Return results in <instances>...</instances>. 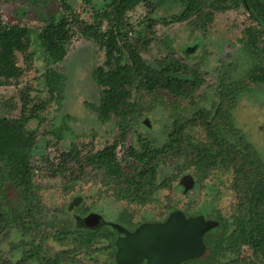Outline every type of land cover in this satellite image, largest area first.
<instances>
[{
	"label": "trees",
	"instance_id": "trees-1",
	"mask_svg": "<svg viewBox=\"0 0 264 264\" xmlns=\"http://www.w3.org/2000/svg\"><path fill=\"white\" fill-rule=\"evenodd\" d=\"M68 1L57 0L60 8L70 15L72 7ZM81 1L86 8L92 7V0ZM170 1L183 5L180 13L160 22L145 17L143 22L149 32L152 33L158 23L166 25L168 22L179 23L191 19L195 27L204 33L216 12L241 7L251 23L243 30L241 42L244 52L253 61L246 74V83L264 86V0ZM149 2L107 0L99 9H103V18L107 20L105 30L101 29L99 21L88 24L72 16L69 19L63 16L59 19L49 17V21L43 22L36 37L47 66L61 63L65 57V44L72 35L69 24L74 25L79 35L91 39L103 52L101 65L90 72L91 80L98 88V101L97 104L85 106L91 109L101 125L114 121L117 133L111 143L95 153L81 155L71 146L68 152L58 155V163L46 161L47 166L33 165L31 152L42 124L37 112L46 106L47 101H53L59 109L63 99L64 76L52 68H46L41 78L48 93L47 101L32 108H28V90L19 91V116L0 117V245L8 240L10 230H15L21 236L31 235L32 247L12 262L5 257L0 246V264H29L33 261L37 264H79L78 253H89L92 246L102 242L108 243L107 249L111 248L115 233L103 225L94 227L89 224L88 214L84 216L89 210L81 208L80 215L74 214L69 227L63 224L53 237L43 235L39 239L46 241L51 238L54 244L61 247L59 252L52 257L39 253L41 247L34 244V237L50 211L40 203L34 179L41 170H46L45 167L52 169L51 177L60 174L62 181L66 178L65 171L70 161L79 172L89 167L101 174L102 183L111 190L116 201L142 205L153 200L158 190L166 188L176 178V175L159 173V167L178 164L180 160L184 161V166L193 168L197 181L205 180L213 171L230 172V190L236 201L235 213L224 219L226 221L220 227L205 235L203 255L186 264H264V248L255 243L258 234L264 235V162L240 131L233 128L229 114L222 109L223 105H232L237 95L246 89V84L231 82L212 86L213 95L218 100L217 107L212 112L195 108L188 116L186 112L175 116L166 140L160 146H155L154 140L147 138L137 139L136 147L125 145L124 139L132 129L131 123L142 109L140 102L132 97V92L152 95L160 90L168 94L173 103L185 100L193 103L194 93L206 83L205 74L200 72L199 66L186 65L169 46H166L165 56L149 65L141 57L150 55L147 43L138 38L132 41L126 39V32L122 31L126 13L139 4L149 6L153 12L156 6H151ZM29 33L25 26L5 25L0 20V85H10V81L19 76L17 54L25 61L31 58L28 52ZM154 39L162 46L167 44L165 39ZM195 47H188L186 53L193 52ZM63 119L67 120L68 117ZM31 120H37V126L28 130L26 127ZM193 128L201 130L204 140L188 133ZM228 135L234 137L235 141H228L225 137ZM174 168L177 173L181 172L179 165ZM7 185L17 192L13 205L5 195ZM77 200L74 199L73 205H77ZM217 246H223V255L229 256L225 262L210 259ZM11 248L15 251L20 247Z\"/></svg>",
	"mask_w": 264,
	"mask_h": 264
},
{
	"label": "rangeland",
	"instance_id": "rangeland-1",
	"mask_svg": "<svg viewBox=\"0 0 264 264\" xmlns=\"http://www.w3.org/2000/svg\"><path fill=\"white\" fill-rule=\"evenodd\" d=\"M106 1L92 0V7L86 8L81 0H69L72 13L67 15L60 8L57 0H0L2 24L27 27L30 32L28 52L31 53L28 61H25L21 55H16L19 76L11 80L10 85H0V117L17 118L19 116V91L28 90V108L47 101L48 93L44 89L41 78L46 68H52L64 76L63 99L59 109L53 101H47L46 106L37 112V116L42 119V124L38 128L35 145L31 152L30 161L33 165L47 166L46 161L56 164L58 155L61 152H68L71 146L75 147L81 155L95 153L105 144L111 143L117 133L114 121L101 125L91 109L85 106L97 104L98 101V88L92 82L90 75L91 70L101 65L104 58L98 45L91 39L79 35L75 26L69 24L68 28L72 35L70 41L65 44V57L61 63L47 66L43 49L36 37L43 22L49 21V17L59 19L63 16L69 19L72 16L88 24L99 21L101 29L105 30L108 26L107 20L103 18V9H99ZM38 4L44 6L38 7ZM149 4L156 6L153 12L150 11L149 6L139 4L133 11L126 13L125 26L122 28V31L126 32V39L132 41L138 38L147 43L150 55L141 57L149 65H152L154 60L165 56L166 46H169L170 50L186 65H198L200 72L205 74L206 83L194 93L193 103L187 100L173 103V99L160 90L152 95L132 92V97L140 102L142 109L131 123L132 129L124 139L125 145L136 147L137 139L147 138L154 140L155 146H160L165 142L171 120L175 116L183 112H186L188 116L194 112L195 108L212 112L218 104V100L213 95V88L218 87L219 84L238 82L246 84V89L237 95L231 106L223 105L222 109L229 114L233 128L240 131L245 140L253 146L259 159L264 162V86L246 83V74L253 61L244 52L241 44L243 30L251 24L248 15L241 7H238L216 12L204 33L195 27L191 19L179 23L168 22L166 25L158 23L151 33L143 22L145 17L158 22L161 19L168 21L172 15L180 13L183 5L170 0H150ZM97 10L99 12L95 13ZM154 37L165 39L167 44L160 45ZM192 45H196V49L186 53V49ZM63 117L68 119L64 120ZM36 126L37 120H31L26 128L32 130ZM188 133L194 138L204 140L203 133L197 128H193ZM225 137L230 142L235 141L234 137L229 135ZM183 162L180 160L178 164L159 167V173L165 176L176 175V178L170 181L166 188L158 190L153 200L143 205L115 201L111 190L102 183L101 174L89 167L79 172L73 161H70L65 171L64 181L60 174L51 177L52 169L45 167L46 170H41L34 179L37 197L45 209L50 211V215L43 218L45 222H42L43 225L37 229L34 237V244H39L41 247L39 253L52 257L59 252L61 247L54 244L51 238L46 241L39 239L43 235L53 237L63 224L69 227L73 222L74 214L80 215L81 208L91 211L98 220L103 219L108 224L114 225H119L115 219L117 215L121 217L120 212L123 210L131 216L133 223H138L142 220L156 221L163 218L167 215L169 207L179 210L193 208L206 210L211 203H213L211 208L219 213L218 216L226 218L232 216L235 213L236 201L230 190V172L213 171L205 180L197 181L193 168L184 166ZM178 165L181 167L179 173L174 168ZM182 176L191 178L193 180L191 185L180 187L177 183ZM190 188L192 189L186 194L182 193ZM5 190L7 200L11 202L10 205H13L17 192L9 185L5 187ZM213 193L217 196L214 202L211 199ZM74 199H78L77 205H73ZM108 226L111 227V225ZM109 227L105 226L108 229ZM113 230L116 229L113 228ZM30 236H21L15 230H10L8 240L0 245L5 257L14 262L23 252L30 251L32 247V236ZM255 243L264 248V235L258 234ZM106 244L108 243H98L92 246L89 253H78V263L117 264L116 260L108 255ZM13 246L20 248L14 251L11 248ZM224 251L223 246H217L213 249L210 259L214 262L216 260L225 262L229 256H224ZM131 259L137 258L131 256ZM29 264H37V262L33 261Z\"/></svg>",
	"mask_w": 264,
	"mask_h": 264
},
{
	"label": "water",
	"instance_id": "water-1",
	"mask_svg": "<svg viewBox=\"0 0 264 264\" xmlns=\"http://www.w3.org/2000/svg\"><path fill=\"white\" fill-rule=\"evenodd\" d=\"M191 182L189 177L180 179V184L186 187L191 185ZM109 225L124 234L125 238L120 241L128 240L126 245L135 243L140 246L138 249L157 255L159 264H178L184 260L201 257L204 250L202 234L212 226L201 218L187 219L179 211H172L161 223L142 224L131 234L117 225Z\"/></svg>",
	"mask_w": 264,
	"mask_h": 264
},
{
	"label": "flooded vegetation",
	"instance_id": "flooded-vegetation-1",
	"mask_svg": "<svg viewBox=\"0 0 264 264\" xmlns=\"http://www.w3.org/2000/svg\"><path fill=\"white\" fill-rule=\"evenodd\" d=\"M183 177H186V176H182L181 178H183ZM180 179L178 180L177 184L181 187L182 185L180 184ZM191 181L193 182L192 179H191ZM191 189L192 188H190L189 190L182 192V193L186 194ZM211 199L214 202V201H216L217 196H215V194L213 193L211 195ZM117 202H123V201H117ZM212 204L213 203H211L208 206V209L206 208V210L201 209V208L200 209L193 208L191 210H183V209L179 210L177 208L169 207L167 210V215L164 216L163 218L156 220V221L142 220L138 223H133L131 220V216L127 214L126 210H123L120 212L121 217H119L117 215V218L115 219V221H117L118 224L123 227L124 231L131 234V233L135 232L142 225L143 222H145V224L146 223H161V222H163L172 211L181 212L184 215V217L187 219L188 218H201L204 222H209L212 224L211 228L208 229L207 231L203 232L202 237H201L202 244H203V247L205 250V244L203 241L205 235H207L210 232V230L220 227L221 224L224 221H226L228 218V217L227 218L222 217L220 215L218 216L219 213L214 211L213 208H211ZM137 205H139V204H137ZM84 216H86L89 219L87 222L91 223V225H94V227H96L98 225H103L104 228H105V226L109 227L108 222H106L105 220L103 221V219L98 220L97 218H95L97 216L94 215L93 213H91V211L87 212ZM224 219H226V220H224ZM109 229H112V231L115 233V237L112 241V244L110 245L111 248L107 249L106 251L108 252V255L112 256V258L114 260H116L117 264H159V262L157 261V259H158L157 255H154L153 253H150V252H145L141 248L138 249L140 246H137L135 243H133L132 245H129V246L126 245L125 242H127L128 240H121L120 241V239L125 238L123 233H119L116 230H113V228H111V227H109ZM119 241H120V243H119ZM108 246L109 245L106 244L105 248H107ZM204 250H203V253H204ZM131 256H133L134 258H137V259L133 260V259H131ZM199 258L184 260L182 262H179L178 264H186L188 262L195 261Z\"/></svg>",
	"mask_w": 264,
	"mask_h": 264
}]
</instances>
